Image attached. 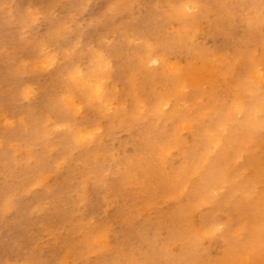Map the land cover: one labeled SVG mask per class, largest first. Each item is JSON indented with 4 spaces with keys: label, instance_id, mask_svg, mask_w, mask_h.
Here are the masks:
<instances>
[{
    "label": "rangeland",
    "instance_id": "rangeland-1",
    "mask_svg": "<svg viewBox=\"0 0 264 264\" xmlns=\"http://www.w3.org/2000/svg\"><path fill=\"white\" fill-rule=\"evenodd\" d=\"M105 1L0 0V194L16 196L9 214L0 206V264H56L47 233L75 249L83 220L108 226L115 251L81 250L87 263L69 264H196L197 235L211 264H264V0H231L220 34L201 20L198 51L224 63L181 85L171 68L150 74L160 62L147 75L123 70L127 50L96 20ZM161 2L141 0L118 21L143 25ZM182 51L172 63L189 70ZM70 74L100 91L90 97Z\"/></svg>",
    "mask_w": 264,
    "mask_h": 264
},
{
    "label": "bare ground",
    "instance_id": "bare-ground-1",
    "mask_svg": "<svg viewBox=\"0 0 264 264\" xmlns=\"http://www.w3.org/2000/svg\"><path fill=\"white\" fill-rule=\"evenodd\" d=\"M161 1L162 2L160 5L164 8V10L162 8H159L160 11H158L157 9L156 14H153V13L151 15L148 14L147 15L148 18L146 22H144L145 24L143 23V25L140 21V18L137 19V17H135L132 19L131 15L128 21H120V20L118 21V17L121 14L123 15L125 13L130 12L133 6H135V3L137 4V6H139L141 3V0H106L105 1L107 2V8L104 11V13H102L101 16L99 15V17L96 18V20H97V23H100L103 26L112 27L111 31L115 34L112 37L113 47H119L120 50L121 48H125L127 50V61L122 60L123 70H127L129 72H133L135 70L140 74L147 75L149 74L148 73L149 67L147 68V66H149V64L151 63L160 62V64L162 65L161 68H163L162 71L157 72L155 74H153V72L151 71L150 74L153 75V77L158 76L159 78L161 76L162 77L165 76V74L170 76L169 75L170 70L168 74H167V70L171 68L173 70L171 72L173 73L172 78L169 77L171 84L180 83L181 85V84L187 83L188 78L190 76L200 75L201 67L203 68L204 65L205 66L207 65V67H205L207 70L208 69L212 70V69H216L220 67V65L224 63V60L222 57H220V55L210 58L206 54L205 51L203 52L198 51L200 47L198 40L200 39V37H203L202 29H201V20H205L206 24L208 23L211 26H215V32L216 33L219 32L220 34V32L224 29L223 23H222L223 20H233V18L235 17V12H234L235 5L231 2V0H213V1L211 0H161ZM163 16L166 18V28L164 24L158 23V21H161V18ZM149 26H151V28L148 30V32H146ZM151 31L156 36H152L153 34H149V32ZM108 37H101L100 41L104 42L105 40L108 39ZM190 44H193V45L190 46ZM183 48L186 49V51L189 53L190 58H191L190 60L192 64L189 70H186L184 66L179 63H176V64L172 63V62L178 61L177 59H174L176 56L178 55L180 56L181 54H184L185 51H182ZM107 50H109V48ZM101 55L107 56V57L110 56V54H108L107 52L103 54L101 53ZM88 69L89 68L87 67L86 70ZM256 72L259 73V70H257ZM69 76H70V79H72L74 86L77 88L80 86V89L83 88L90 97L91 95H95L97 91H100L99 87H96L95 85H92L91 83L87 81H84V83H82L83 82L82 77H80L78 74H70ZM26 92L28 91L26 90ZM160 96L161 95H159V98ZM262 102H264V100H262ZM164 107L165 106H163V108ZM78 138H79V141L82 140V137L80 135H78ZM167 156H168L167 150L161 149L158 153V162L155 166H156V170L157 169L160 170L159 175L161 174L162 176L163 175L165 176V174L162 173L163 172L162 165L165 163ZM2 176H5V175H2ZM45 177H47V175ZM3 197H6L7 200H5V198L3 199ZM15 197L16 196H14L13 199H9L7 194L4 193V191L0 194V206L3 208L2 203H5V206L3 208L5 213L7 214L10 213V209L13 208L14 203H15L14 202ZM100 200L103 202L105 201L108 202L107 199L103 197H101ZM109 204L114 205V201L111 200V203ZM37 210L41 211L42 207H38ZM141 211L142 209L138 212V214ZM179 217L182 221H185L184 222L185 224L186 217L185 219H184V216L182 217L180 215ZM84 221L85 220H83L81 227H79L80 232H81V240H80L78 247L75 249L68 248L67 246H65L64 242L66 239L64 238L59 239L56 231H50L47 233V235L54 236L55 239H54L53 245L58 246L57 247L58 258L56 256L57 258L56 264H69L68 260H71L73 262L75 261L78 262V260H85V258H83V256L79 254V251L81 250L85 251L87 254H94L95 256L97 255L103 256L105 252H110L111 250L115 251L114 247L111 246L109 241L105 238L108 232L111 231V229L108 226L100 227V225H96L94 222L84 223ZM37 229L39 231L37 232L39 235L38 238H40V236L42 235V231L40 230V224L37 226ZM70 229H71L70 231H72L73 233L75 232L74 228H70ZM195 229L198 233L202 230L200 229L198 225L195 226ZM206 232H207L205 233L207 234L206 237L209 236L210 238H212V236L216 234L215 224H211V227H209V229H207ZM195 234L197 233H194V235ZM203 236L204 235H201V236L197 235L195 238V241H193L192 243V249L191 247H189V249H191L189 251V254L191 257H193V260L194 262H196V264L209 263L208 257H210V254L212 253L211 249L209 250L208 248H206L207 241H205V238H203ZM108 255H105L104 257L107 259ZM114 257L115 256H113V258ZM97 259H100V257ZM120 260H117V261H120ZM115 261L113 262V264H116ZM20 263L12 262V264H20ZM103 263L104 262H102L101 264ZM2 264H8V260L4 261ZM21 264H28V263L22 262ZM96 264L98 263L96 262ZM209 264H211V262ZM220 264H223V262L222 263L220 262Z\"/></svg>",
    "mask_w": 264,
    "mask_h": 264
}]
</instances>
